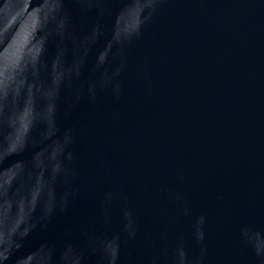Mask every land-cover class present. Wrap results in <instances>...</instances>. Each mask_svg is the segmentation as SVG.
<instances>
[{
	"label": "water",
	"instance_id": "obj_1",
	"mask_svg": "<svg viewBox=\"0 0 264 264\" xmlns=\"http://www.w3.org/2000/svg\"><path fill=\"white\" fill-rule=\"evenodd\" d=\"M0 264H264V0H0Z\"/></svg>",
	"mask_w": 264,
	"mask_h": 264
}]
</instances>
